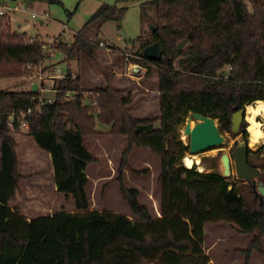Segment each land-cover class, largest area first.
<instances>
[{"label": "trees", "instance_id": "16d2710c", "mask_svg": "<svg viewBox=\"0 0 264 264\" xmlns=\"http://www.w3.org/2000/svg\"><path fill=\"white\" fill-rule=\"evenodd\" d=\"M148 8L156 10L154 30L145 40L134 41L135 56L126 57L125 63L139 64L147 73L158 69V116H133L121 89L109 82L97 86L85 102L79 76L67 69L52 84L53 100L27 117L26 132L50 155L56 192L73 202V213L61 209L28 223L8 207L22 176L7 116L33 109L39 92L0 85V264H208L204 224L217 221L236 225L240 233H254L246 257L251 249L262 251L264 196H252L253 187L246 194L217 169L201 172L194 164L183 165L188 144L178 138V126L189 112H198L215 118L222 133L232 132L235 111L264 101V0H148L142 3L143 18ZM124 11L101 4L87 24L120 21ZM2 26L0 15V80L31 75L27 65L44 58L43 42L25 41L19 32L4 34ZM156 40L161 55L147 59L142 49ZM96 46L79 30L60 52L65 60H79L92 57ZM67 92L74 98L67 99ZM97 123L127 139L117 180L133 218L89 208L86 167L95 158L86 136L97 133ZM239 132L247 136L244 120ZM133 146L160 157L158 217L139 202L136 188L123 184Z\"/></svg>", "mask_w": 264, "mask_h": 264}, {"label": "rangeland", "instance_id": "374dc122", "mask_svg": "<svg viewBox=\"0 0 264 264\" xmlns=\"http://www.w3.org/2000/svg\"><path fill=\"white\" fill-rule=\"evenodd\" d=\"M145 1L148 0H0V5L14 6L23 3L26 7L25 11L16 10L10 15L3 16L2 30L4 34L19 32L23 34L24 40L30 38L41 40L44 52L40 66L42 70H51L55 66L65 71L68 69L74 76L78 75L85 102L92 98L93 90L97 86L109 82L121 89L129 102V111L133 116L155 117L160 113L158 69L153 67L147 73L146 68L140 65L143 68L142 74L133 76L130 62L125 63L126 57H130L126 53L137 49L138 43L134 41L139 37L142 41L145 40L153 31L151 26L155 24L156 10L148 8V17L143 18L142 3ZM104 3L116 5L118 8L124 7L121 20H97L87 24L90 16ZM248 7L250 8V5ZM31 12H35L37 16L32 17ZM79 30L97 45L93 56L90 58L84 56L79 60H65L60 52L61 45L72 42ZM100 42L102 45H99ZM38 64L39 62L36 64L37 67ZM33 80L37 78L31 79L28 74L11 75L1 79L0 85L10 90H29ZM40 94L53 98L52 91H41ZM255 118L264 131V109L256 114ZM184 122L178 126V138L187 145L182 134ZM158 124L159 120L155 121V125ZM244 124L246 137L243 132L237 134L224 132L227 138L224 145L195 154L199 160V163H194L196 169L201 172L213 169L220 171L221 153L226 152L230 155L234 144L246 141L251 149L248 159L259 168L258 176L264 180V141L251 146L246 113ZM96 128L97 133L86 136L89 151L95 158L94 162L86 167L89 208L120 212L133 218L127 202L120 193L117 180V169L127 139L123 135L110 133L106 125L97 123ZM26 133L24 130L12 133L14 140H17V170L22 179L11 205H14L15 210L30 216L53 215L61 209L73 213V202L64 199L63 195L54 189L48 155L37 148ZM187 155H189L188 151L185 152L184 157ZM184 157L183 165H185ZM231 170L230 177L235 185L241 187L246 194L253 192L251 195L256 196L257 199L259 193L255 187L236 177L233 163ZM159 172V155L146 147L131 148L122 181L125 186L138 190L139 202L148 208L153 217L160 216ZM257 180L258 177L255 178L254 185ZM251 187L254 189L252 192ZM204 232L203 249L210 259L208 264H264V233L260 240L262 251L251 249L249 257H246L244 250L251 245L250 241L254 233H240L236 225L226 221L207 222L204 224Z\"/></svg>", "mask_w": 264, "mask_h": 264}, {"label": "water", "instance_id": "95a60500", "mask_svg": "<svg viewBox=\"0 0 264 264\" xmlns=\"http://www.w3.org/2000/svg\"><path fill=\"white\" fill-rule=\"evenodd\" d=\"M152 30H154V27ZM160 43L153 41L142 49V54L147 59H156L161 55ZM37 84L33 83L31 90L36 91ZM245 117V107L232 114L231 130L234 134L239 133L240 125ZM184 141L188 143L189 155H194L209 148L222 146L226 143V135L220 131L218 121L210 116H205L198 112H189L184 122L182 131ZM250 148L246 141H240L233 145L230 155L226 152L219 157V171L222 176L231 175V164H234L236 177L255 187L259 195L264 196V180L258 176L259 168L248 161V150ZM258 177L256 185L255 178ZM231 188V185H229Z\"/></svg>", "mask_w": 264, "mask_h": 264}, {"label": "built area", "instance_id": "2783aa9c", "mask_svg": "<svg viewBox=\"0 0 264 264\" xmlns=\"http://www.w3.org/2000/svg\"><path fill=\"white\" fill-rule=\"evenodd\" d=\"M16 10L25 11L26 7L24 6L23 3H17L14 6L0 5V15L1 16L10 15L12 12H14ZM31 16L36 17L37 14L35 12H31ZM40 16L43 17L42 15H40ZM25 41L31 42V41H33V38L27 39ZM99 45H102V43L100 42ZM126 55L127 56H135V54L133 52L126 53ZM41 64H42V60L39 62L38 67L36 65H32V64L27 65V69L32 70V74L29 75V77L31 79H33L34 77L37 78V80H33L31 83L37 84L36 91L39 92L38 102L33 109L28 108L26 111H18V112L13 110L8 114L6 125L13 132H15L17 130V128L20 130L27 131V129H28L27 117L32 115L33 112H39L41 104L51 102L53 100V98L44 97L42 94H40V92L41 91H52L53 92L52 81H54L55 79L63 78L66 76L67 71L62 70L60 67L54 66V67H52L51 70L43 71L42 68L40 67ZM129 64H130L131 70L133 71L134 74H138V76H140L142 74L143 68L140 65L135 64V63H131V62ZM72 76H74V75H72ZM50 82H51V84H50ZM66 98L67 99H73L74 94L72 92H67Z\"/></svg>", "mask_w": 264, "mask_h": 264}, {"label": "bare ground", "instance_id": "6f19581e", "mask_svg": "<svg viewBox=\"0 0 264 264\" xmlns=\"http://www.w3.org/2000/svg\"><path fill=\"white\" fill-rule=\"evenodd\" d=\"M138 76V74H135ZM264 109V101L263 100H257L251 104H248L245 109L246 117L249 121L248 129L250 131L249 135V143L251 146H255L257 143L263 142L264 137H261L259 140L255 141L253 140V131L256 130V126H259L258 130L261 133H264V131L261 129L260 122L256 120L255 115L259 114L261 110ZM196 155H187L184 157V162L187 167L192 166L194 163H199V160Z\"/></svg>", "mask_w": 264, "mask_h": 264}, {"label": "crops", "instance_id": "0c3cea01", "mask_svg": "<svg viewBox=\"0 0 264 264\" xmlns=\"http://www.w3.org/2000/svg\"><path fill=\"white\" fill-rule=\"evenodd\" d=\"M131 74L133 75V76H136L134 73H133V71L131 70ZM27 134V133H26ZM28 135V134H27ZM28 137L34 142V140L32 139V137L30 136V135H28ZM14 138V137H13ZM15 142H16V144H17V140H15ZM35 143V142H34ZM36 145V144H35ZM37 146V145H36ZM37 148H39L38 146H37ZM40 149V148H39ZM42 152H44L46 155H48V157H49V159H50V155L46 152V151H44V150H42V149H40ZM17 151H18V146H17V148H16V153H17ZM50 163H51V160H50ZM51 170H52V181H53V169H52V165H51ZM53 184H54V181H53ZM54 189H55V191H56V187H55V185H54ZM17 192V191H16ZM16 196V195H15ZM15 200V198L14 199H12V200H10L9 202H8V207L13 211V212H15V208H14V205L12 206L11 205V202L12 201H14ZM17 211V214L19 215H22V216H24L25 217V219L27 220V222L29 223L32 219H35V218H38V217H41V216H51L52 214H44V215H37V216H30V215H26V214H22L21 213V211H19V210H16Z\"/></svg>", "mask_w": 264, "mask_h": 264}, {"label": "clouds", "instance_id": "9594fccd", "mask_svg": "<svg viewBox=\"0 0 264 264\" xmlns=\"http://www.w3.org/2000/svg\"><path fill=\"white\" fill-rule=\"evenodd\" d=\"M259 126H256V130L253 131V140L254 142L259 140L261 137H264V133H261L258 130Z\"/></svg>", "mask_w": 264, "mask_h": 264}, {"label": "flooded vegetation", "instance_id": "af4514ba", "mask_svg": "<svg viewBox=\"0 0 264 264\" xmlns=\"http://www.w3.org/2000/svg\"><path fill=\"white\" fill-rule=\"evenodd\" d=\"M249 153H251V152L248 150V154H249ZM248 161H249L250 163H252V164L255 166V164L253 163V161H251V160H249V159H248Z\"/></svg>", "mask_w": 264, "mask_h": 264}]
</instances>
